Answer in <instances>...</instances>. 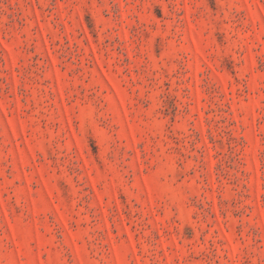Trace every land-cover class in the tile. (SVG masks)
I'll return each mask as SVG.
<instances>
[{
  "label": "rangeland",
  "instance_id": "1",
  "mask_svg": "<svg viewBox=\"0 0 264 264\" xmlns=\"http://www.w3.org/2000/svg\"><path fill=\"white\" fill-rule=\"evenodd\" d=\"M0 264H264V0H0Z\"/></svg>",
  "mask_w": 264,
  "mask_h": 264
}]
</instances>
